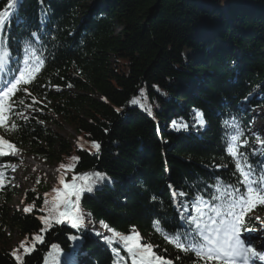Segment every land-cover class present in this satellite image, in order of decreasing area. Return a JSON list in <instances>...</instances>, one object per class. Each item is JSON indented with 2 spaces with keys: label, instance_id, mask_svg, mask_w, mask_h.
Masks as SVG:
<instances>
[{
  "label": "trees",
  "instance_id": "trees-1",
  "mask_svg": "<svg viewBox=\"0 0 264 264\" xmlns=\"http://www.w3.org/2000/svg\"><path fill=\"white\" fill-rule=\"evenodd\" d=\"M0 11L8 12L0 24V51L9 56L2 80L24 66L26 48L44 60L27 90L10 98V115L5 110L17 129L0 127V136L55 160L78 186L73 176L103 174L91 192L72 197L81 213L111 235L134 231L172 264H193L194 253L169 241L179 233L186 242V233L195 244L190 218L197 209L221 203L216 197L225 189L245 191L227 151L233 124L243 132L236 146L253 178L264 171V148L248 133L249 112L264 107V0H18L11 7L0 0ZM71 88L81 93L70 95ZM27 109L32 113L20 118ZM49 114L73 124L82 142L68 144L50 131ZM0 151V244L6 228L26 237L13 250L0 249V264H45L50 252L51 264H133L126 249L98 232L66 220L46 225L39 181L22 192L30 209L12 213L8 172L16 160L13 149L0 144ZM256 210L264 214V205ZM34 235L42 242L21 253Z\"/></svg>",
  "mask_w": 264,
  "mask_h": 264
},
{
  "label": "snow or ice",
  "instance_id": "snow-or-ice-1",
  "mask_svg": "<svg viewBox=\"0 0 264 264\" xmlns=\"http://www.w3.org/2000/svg\"><path fill=\"white\" fill-rule=\"evenodd\" d=\"M18 0H9V6H14ZM8 16L7 11H0V24H3L5 18ZM9 59L7 49L0 51V67H2ZM44 60L37 56L35 51L26 48L24 65L25 67L19 69V75L13 79L7 81L3 89H0V127H3L5 132L15 131L18 125L12 122L10 126L6 123L9 119L5 115V102L8 103V112L11 113V105L16 101L10 98L18 91L24 89L23 86L27 85L35 79V74L40 71ZM22 103V101H21ZM132 103H137L133 100ZM197 122L203 125L202 113L197 112ZM175 125L176 122L174 121ZM181 127L186 125L181 124ZM235 128V134L231 135L227 151L235 160V168L240 174V181L245 186L246 191L240 192L235 188L231 190L225 189L221 192V195L216 197L222 202L219 204L203 205L198 208L199 215L197 217H191V223L195 224L196 235L199 240L195 244L187 241V234L185 241H181V234H177L169 241L174 243V246L185 253H194L197 258L193 264H199V261H204L205 264H249V261L253 257H257L260 260H264V252H258L250 243L246 244L245 240L241 239L242 231H253L247 227L246 214L250 213L252 208L257 204L264 205V171L259 175H256L250 165H247V157H244L242 153L237 150V142L243 135V132L239 127L233 124ZM247 143V141H244ZM259 143L264 144V140H260ZM0 144L7 146L9 149H14L15 145L11 144L8 139L0 136ZM93 147L97 150L99 145L93 142ZM0 154H4L0 151ZM240 156L242 159H236ZM242 160L244 161L242 163ZM61 167H64L61 165ZM104 179L101 173H85L80 176H73V181H81L82 184L78 186L76 183H65L63 178L60 179V183L64 185V191L60 192L54 189L56 196L52 201H45V211L48 212L47 217H41V220L46 224H50L51 221H55L56 224L61 223L64 220H70L73 228L83 227L84 218L83 214L73 203L72 197L79 199V196L84 191L91 192L92 185ZM155 199V198H154ZM50 205V207H48ZM208 211L205 212L204 209ZM62 209V210H61ZM29 209H25L28 211ZM210 213V214H209ZM259 219V217H257ZM103 223V222H101ZM105 228L108 226L105 224ZM43 231V229H42ZM113 237H105L107 243H111L113 238L118 237L124 242L128 253L133 259V264H172L169 260H164L162 257L156 255L153 252V246L151 244H141L139 235L134 231L132 234H121L115 230ZM99 234V233H98ZM34 241H41L42 237L36 236ZM195 239V237H193ZM24 248V253L28 254L34 249ZM53 252H59L57 245L51 246ZM15 256V252H13ZM49 257L55 260L56 257L49 253ZM17 261H20L21 257L16 256ZM180 259V257H177ZM45 264H48V257H46Z\"/></svg>",
  "mask_w": 264,
  "mask_h": 264
},
{
  "label": "rangeland",
  "instance_id": "rangeland-1",
  "mask_svg": "<svg viewBox=\"0 0 264 264\" xmlns=\"http://www.w3.org/2000/svg\"><path fill=\"white\" fill-rule=\"evenodd\" d=\"M116 29H119L116 27ZM219 36H217L216 39H218ZM81 93L76 89L71 88L70 89V95H75ZM93 97L98 98L97 94H91ZM253 96H256L255 93ZM257 97V96H256ZM39 103H44L43 100H40ZM32 113L31 109H27L19 114L20 118H26ZM250 114V124H249V130L248 133L254 138L255 145L260 149L264 148V144L259 143L260 140H264V107H257L249 112ZM50 118L53 119L50 122L46 123L47 128L52 131L53 133H56L61 140L66 141L68 144L71 145H77L82 142L81 138L76 134L75 132V126L73 124H70L64 120V118L60 116H52L49 114ZM13 158L16 159L17 162L11 167L9 170V176L12 179V187L14 189V196L12 197L11 201L9 202V208L11 212L15 211H23L24 204L22 203V192L28 189H32L35 187L36 181H39L42 183L43 189H39L38 193L41 194V196H45L47 193V197L43 200V203L45 205V201H52L53 198L56 196V192L54 189L59 190L60 192H63L64 189L59 187L60 186V179L63 178L62 174H64L63 171H59L58 166L56 164L55 160H46L43 161L37 157L32 156L29 152L26 150H18L13 149ZM30 163V167L27 166V162ZM39 163V166H42V169H32L33 165L32 162ZM67 175L69 174L68 171ZM65 175V174H64ZM72 199V198H71ZM73 201V199H72ZM30 205H27L26 208L30 209ZM62 210V209H61ZM85 225L90 226L89 217L87 214L82 213ZM248 218L253 220L254 224H258L260 227L253 231L251 233V240L250 244L256 245L255 248L261 249L260 251L264 252V214L259 215L256 213H249L246 214ZM44 217V216H43ZM259 217V219H257ZM4 244H0V249L5 248L6 250H13L18 245L24 242L25 236L21 235L18 230L10 231L7 228L4 230ZM37 235H34L36 237ZM241 239H244L241 236ZM246 242V241H245ZM29 244H22L20 246L19 251L23 254L24 248H32L33 244L35 243L34 239L29 240ZM247 243V242H246ZM19 251L15 253L16 256H19ZM90 251L83 253L89 254ZM259 252V251H258ZM48 257V264H51V258ZM46 260V258H45ZM259 260V259H258ZM259 263V261H258Z\"/></svg>",
  "mask_w": 264,
  "mask_h": 264
},
{
  "label": "bare ground",
  "instance_id": "bare-ground-1",
  "mask_svg": "<svg viewBox=\"0 0 264 264\" xmlns=\"http://www.w3.org/2000/svg\"><path fill=\"white\" fill-rule=\"evenodd\" d=\"M26 162H27V166L30 167V163L28 161H26ZM34 162L35 161L32 162V165H33L32 169H36V170L42 169V166H39V163H34ZM258 251L260 252V250H258ZM256 259H258V258H256Z\"/></svg>",
  "mask_w": 264,
  "mask_h": 264
}]
</instances>
